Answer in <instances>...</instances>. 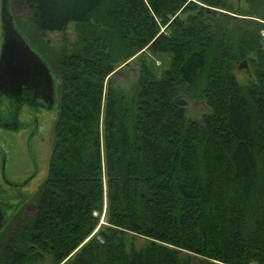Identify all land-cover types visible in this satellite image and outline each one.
I'll list each match as a JSON object with an SVG mask.
<instances>
[{
  "label": "trees",
  "instance_id": "16d2710c",
  "mask_svg": "<svg viewBox=\"0 0 264 264\" xmlns=\"http://www.w3.org/2000/svg\"><path fill=\"white\" fill-rule=\"evenodd\" d=\"M12 6L38 34L74 25L81 37L55 56L47 174L33 213L0 240V264L70 254L67 264H264L262 22L239 13L244 23L230 29L225 0ZM22 36L43 61L51 55ZM145 52L170 58L161 74ZM134 56L137 76L124 89L114 71ZM244 59L253 78L241 84L233 66ZM186 99L207 112L190 119Z\"/></svg>",
  "mask_w": 264,
  "mask_h": 264
},
{
  "label": "rangeland",
  "instance_id": "374dc122",
  "mask_svg": "<svg viewBox=\"0 0 264 264\" xmlns=\"http://www.w3.org/2000/svg\"><path fill=\"white\" fill-rule=\"evenodd\" d=\"M225 2L226 4L230 5L232 11L230 12L223 10V12L230 15V19L227 23V26L232 29L233 25H242V23H244V20L242 18L246 17L242 14L239 15V13L251 14L250 16H248V18L257 20L259 21V23L262 22L263 26L260 28V33L263 36L264 45V0H225ZM8 9L13 16V22L19 32L26 38L28 37L33 38L36 41H41V43L44 44V46L51 53V55L45 53L44 57L46 60L44 59V61H46L45 63L47 64L49 71L54 79V83L56 84V92H58V80L52 72L55 56L62 51H73V49L79 43L81 35L77 32L74 25L68 26L65 30L61 32H49L44 33L42 35L38 34L27 20L28 17L25 10H21V12L17 14L13 9L12 0H8ZM16 16L17 19H15ZM219 17L220 16L218 15L217 18ZM1 42L2 35L0 28V46ZM31 48L39 55V53L33 47ZM142 59L143 61L145 59L150 64L151 68L156 71L157 75L163 72V70L167 67L168 62L170 61V58L168 60L167 56H154L149 52H145ZM242 61L243 60H240L234 63L233 73L239 83L245 84L248 82V80L253 78L254 66L246 60V66H240ZM120 69H122L123 71L119 70L116 73V84L123 87L124 89H128L137 76L138 61L136 60V58H134L133 60L129 61L126 67H124V63L121 64ZM55 99L56 100L54 104V109L52 111L44 110L37 113L36 116L39 120V129L34 134V136L30 138V141L27 139L29 135V128L24 130H0V146H2L7 152L6 168L9 173H11V175H9L10 181H12V183H19L20 181L25 180L27 177L33 176L31 179H29L28 182L24 183L22 187H20L19 185V187L7 186L3 182H1L0 179L1 198H8L13 195L15 196L19 192L23 193V200L18 204H16V202H18L20 198L18 197L16 199V197H13L11 206L10 208H8L7 213L5 214L6 221L0 230V240L10 227L26 219L27 216L31 215L34 211L37 195L41 189V186L47 174L49 157L53 146V125L58 113L57 93ZM185 103L186 113L190 119L199 120L202 114L207 112V107L205 106V103L203 101L186 99ZM24 112L25 114L22 117V114ZM22 114L20 118H23V120L25 121L32 122L34 115L31 112L24 110ZM28 142H30V147H32L34 152V163L31 161L30 155L28 153ZM105 210L106 205L104 204L103 212L101 214L99 222L100 225L105 224ZM98 229L99 225L97 226V228H95L93 233L90 234V236L94 235ZM90 236L86 238L84 242H86L90 238ZM70 258L71 254L60 264H67ZM45 264H50V261L47 260Z\"/></svg>",
  "mask_w": 264,
  "mask_h": 264
},
{
  "label": "water",
  "instance_id": "95a60500",
  "mask_svg": "<svg viewBox=\"0 0 264 264\" xmlns=\"http://www.w3.org/2000/svg\"><path fill=\"white\" fill-rule=\"evenodd\" d=\"M0 28L2 42L0 46V98L16 95L23 89L32 90L51 108L54 102V79L42 58L30 47L13 22L8 9V0H0ZM135 58L132 57L133 60ZM130 60L124 65H128ZM243 60L240 66H246ZM119 66L114 73L120 70ZM6 221L0 215V229Z\"/></svg>",
  "mask_w": 264,
  "mask_h": 264
},
{
  "label": "flooded vegetation",
  "instance_id": "af4514ba",
  "mask_svg": "<svg viewBox=\"0 0 264 264\" xmlns=\"http://www.w3.org/2000/svg\"><path fill=\"white\" fill-rule=\"evenodd\" d=\"M55 96L54 102L49 108L48 104L44 102L40 97H36L32 90L23 89L21 93L16 95H8L1 96L0 98V130L3 129H27L29 128V135L27 139L30 141V138L34 136V134L39 129V120L36 116L38 112L48 110L52 111L54 109L55 104ZM26 110L31 112L34 116L32 122H28L20 118L22 112ZM25 112L22 114L24 116ZM27 148L29 149L28 153L30 155L31 161L34 163V152L32 147H30V142L27 143ZM7 163V152L4 150L2 146H0V179L1 182L6 184L7 186H15L22 187L24 183L28 182L31 177H27L25 180L20 181L19 183H12L10 181L9 171L6 168ZM33 175V174H32ZM19 185V186H18ZM13 197L16 199L19 197V201L16 202L18 204L23 200V193L19 192L17 195L10 196L8 198L0 197V215L5 216L8 208H10L11 203L13 201ZM1 230V229H0Z\"/></svg>",
  "mask_w": 264,
  "mask_h": 264
}]
</instances>
